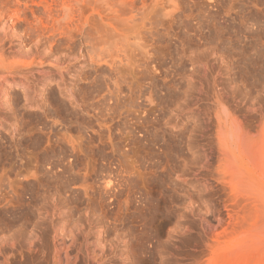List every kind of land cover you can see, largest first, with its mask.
<instances>
[{
	"label": "rangeland",
	"instance_id": "rangeland-1",
	"mask_svg": "<svg viewBox=\"0 0 264 264\" xmlns=\"http://www.w3.org/2000/svg\"><path fill=\"white\" fill-rule=\"evenodd\" d=\"M0 81V264H264V0H0Z\"/></svg>",
	"mask_w": 264,
	"mask_h": 264
},
{
	"label": "bare ground",
	"instance_id": "bare-ground-1",
	"mask_svg": "<svg viewBox=\"0 0 264 264\" xmlns=\"http://www.w3.org/2000/svg\"><path fill=\"white\" fill-rule=\"evenodd\" d=\"M1 82V81H0ZM5 87V86H4ZM4 88H3V85H2V83H0V93H4L5 95H7L8 93L7 92H4ZM4 95V96H5Z\"/></svg>",
	"mask_w": 264,
	"mask_h": 264
}]
</instances>
